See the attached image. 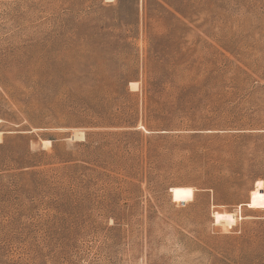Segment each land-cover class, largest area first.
<instances>
[{
	"label": "rangeland",
	"instance_id": "374dc122",
	"mask_svg": "<svg viewBox=\"0 0 264 264\" xmlns=\"http://www.w3.org/2000/svg\"><path fill=\"white\" fill-rule=\"evenodd\" d=\"M0 264H264V0H0Z\"/></svg>",
	"mask_w": 264,
	"mask_h": 264
},
{
	"label": "bare ground",
	"instance_id": "6f19581e",
	"mask_svg": "<svg viewBox=\"0 0 264 264\" xmlns=\"http://www.w3.org/2000/svg\"><path fill=\"white\" fill-rule=\"evenodd\" d=\"M83 135H84V134H83ZM75 136L78 137L77 134H75ZM80 136H82V135L80 134ZM47 141H49V140H47ZM223 216H228V217H230V218L234 217L233 214H229L228 212H226Z\"/></svg>",
	"mask_w": 264,
	"mask_h": 264
}]
</instances>
